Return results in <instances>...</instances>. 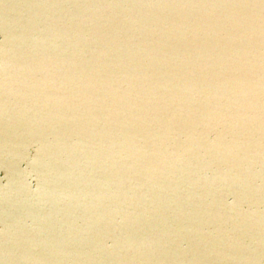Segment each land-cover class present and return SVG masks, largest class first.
Listing matches in <instances>:
<instances>
[{
  "label": "water",
  "instance_id": "95a60500",
  "mask_svg": "<svg viewBox=\"0 0 264 264\" xmlns=\"http://www.w3.org/2000/svg\"><path fill=\"white\" fill-rule=\"evenodd\" d=\"M0 264H264V0H0Z\"/></svg>",
  "mask_w": 264,
  "mask_h": 264
}]
</instances>
